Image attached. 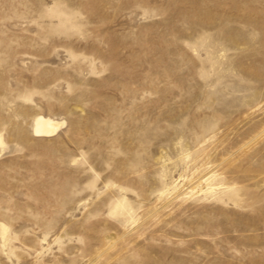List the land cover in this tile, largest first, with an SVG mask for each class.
<instances>
[{"label": "rangeland", "instance_id": "374dc122", "mask_svg": "<svg viewBox=\"0 0 264 264\" xmlns=\"http://www.w3.org/2000/svg\"><path fill=\"white\" fill-rule=\"evenodd\" d=\"M0 138V264H264V0H0Z\"/></svg>", "mask_w": 264, "mask_h": 264}, {"label": "bare ground", "instance_id": "6f19581e", "mask_svg": "<svg viewBox=\"0 0 264 264\" xmlns=\"http://www.w3.org/2000/svg\"><path fill=\"white\" fill-rule=\"evenodd\" d=\"M75 9H76L75 7H68V5L61 6L58 2H56L54 6H51L45 9L46 14L48 15V17H50L49 25H51L54 28H62L65 31L73 30V28L81 24L79 19L77 18V15H76L77 11ZM63 124H64V121L56 117H53L50 115H44L42 113H35L31 119V130H32V133L36 136H52L58 131V129H60V127H62ZM0 143H1V138H0ZM194 171L192 173H194ZM207 173H202L201 175H199L196 179L193 180L192 185L190 184L183 188L178 187L177 189H174L173 191H170L169 187L160 190L157 194L158 195L157 199H160L166 193L171 194L172 192H176L174 197H179L180 195L188 191H191V194H192V192L196 191V189L193 190L194 187L197 184H199V180L201 178H204L207 175ZM212 176L214 177L215 174H210L207 178L212 177ZM175 182H178V180H175ZM174 185L175 183L173 184V186ZM219 185L220 187L221 185L222 187L231 186L229 184L221 183L217 185H211L209 186V188L213 189L215 187H218ZM187 188H189V190L186 191ZM200 190L202 189L200 188ZM135 221H136V217L135 215H132L128 223L134 224Z\"/></svg>", "mask_w": 264, "mask_h": 264}]
</instances>
